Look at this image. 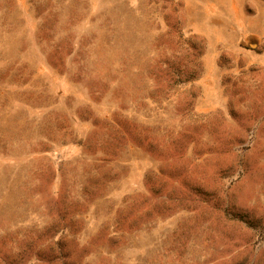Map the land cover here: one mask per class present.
Instances as JSON below:
<instances>
[{"label": "rangeland", "instance_id": "1", "mask_svg": "<svg viewBox=\"0 0 264 264\" xmlns=\"http://www.w3.org/2000/svg\"><path fill=\"white\" fill-rule=\"evenodd\" d=\"M0 264H264V0H0Z\"/></svg>", "mask_w": 264, "mask_h": 264}]
</instances>
